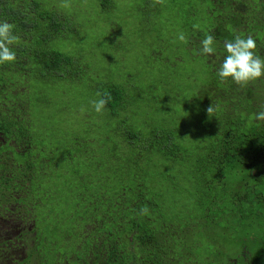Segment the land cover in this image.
Instances as JSON below:
<instances>
[{
	"label": "rangeland",
	"instance_id": "rangeland-1",
	"mask_svg": "<svg viewBox=\"0 0 264 264\" xmlns=\"http://www.w3.org/2000/svg\"><path fill=\"white\" fill-rule=\"evenodd\" d=\"M38 1L64 18L66 39L57 47L74 61L66 76L34 80L23 96L29 101L27 112L33 115L30 119L34 120L33 134L39 147L49 150L50 161L57 165L44 181L54 186L50 189L61 198L54 199L52 209L62 215L73 209L71 187L84 173L90 175L97 189L111 193L125 184L144 183L157 204L160 216L151 212L156 221L164 219L182 227L189 217L201 218L204 208H209L221 229L227 230L216 237L237 238L236 244L246 246L254 257L262 238L258 243L259 239L252 241V236L257 233L255 229L258 234L264 232V225L259 227L251 218V213L258 211V203L250 206L242 201L238 206L230 195L220 196L217 184L213 191L218 197L213 201L203 186L204 173L208 177L209 172L204 171L202 159L215 145L216 123L202 114L204 107L198 95L209 82V68L192 43L203 40L212 24L210 1L164 0L154 4L153 0H69L68 8L60 6L62 0ZM181 32L186 42L178 40ZM110 84L122 88V99L114 110L106 106L98 114L91 101ZM239 117L243 118L240 112ZM129 131L140 136L139 142L144 138V145L123 147L121 136ZM153 134L169 136L163 145L181 151L178 161H167L157 143L149 147ZM134 147L143 149L137 162L130 155ZM233 211L242 218L234 217ZM52 220L54 228L42 224L40 246L50 247L56 232L68 231L74 219L70 215ZM31 223L29 219L24 225ZM189 229L201 244L197 253L207 252L210 244L200 224ZM21 230L25 232L16 241L19 247L8 243V248L13 247L8 252L24 256L31 246V234L29 229ZM61 246L68 247L64 242ZM235 252L232 248L227 254L235 256Z\"/></svg>",
	"mask_w": 264,
	"mask_h": 264
},
{
	"label": "trees",
	"instance_id": "trees-1",
	"mask_svg": "<svg viewBox=\"0 0 264 264\" xmlns=\"http://www.w3.org/2000/svg\"><path fill=\"white\" fill-rule=\"evenodd\" d=\"M208 1L212 24L204 33L214 36L217 47L214 46V55H203L209 68V82L200 89L198 97L204 107L202 114L216 123V134L214 147L202 159L204 171L209 172L208 177L204 173L203 186L213 201L218 197L213 191L217 184L222 191L220 196L230 195L238 206L242 201L250 206L258 203V211L251 213V218L260 227L264 225V121L255 120L253 114L264 105V77L241 88L231 79L222 82L216 71L225 55L224 41L237 35H253L255 52L264 58V0ZM0 21L14 24V34L19 37L11 46L16 60L0 65V135L4 138L0 147V180L8 179L17 185L19 197L15 209L34 224L31 232H35L33 247L38 264H264L263 231L260 235L255 229L257 233L252 236L251 240L257 237L258 243L262 238L261 248L252 257L250 249L236 244L237 238L216 237L227 230L221 229L209 208H204L201 218L189 217L181 223L182 227L164 219L156 221L151 212H157V204L144 183L125 184L111 193L97 189L90 175L84 173L71 187L73 209L67 215L53 210L54 199L61 201V198L50 189L54 186L44 181L57 165L50 161V151L39 147L33 134L34 120L30 119L33 115L27 112L29 101L23 96L34 80L66 76L69 66H74L73 58L57 47L58 42L66 39L67 25L60 14L43 8L38 0H0ZM192 45L198 49L200 40H194ZM102 92L111 94L106 106L114 110L122 99V88L110 84ZM210 105L214 111L208 115ZM139 137L129 131L121 136L120 144L144 145L145 139L139 142ZM12 140L14 143L10 144ZM163 141H169V136L153 134L148 145L157 143L167 161H178L181 151L165 147ZM130 150L137 162L143 149ZM7 174L11 176L6 179ZM12 176L23 179L17 182ZM144 205L150 214L140 216L139 210ZM232 213L242 218L239 213ZM70 215L73 226L68 231H57L50 247L40 246L42 224H51V229L52 218ZM198 223L210 244V251L202 255L197 253L201 244L189 229ZM63 242L67 248H62ZM232 248L235 256L227 254Z\"/></svg>",
	"mask_w": 264,
	"mask_h": 264
},
{
	"label": "clouds",
	"instance_id": "clouds-1",
	"mask_svg": "<svg viewBox=\"0 0 264 264\" xmlns=\"http://www.w3.org/2000/svg\"><path fill=\"white\" fill-rule=\"evenodd\" d=\"M154 4H163L164 0H153ZM62 8L70 7L69 0H62L60 5ZM198 27L197 25L193 26ZM15 25L7 21H0V65L12 63L16 60V52L11 47L19 41V37L14 34ZM178 40L186 42L187 38L184 33L178 35ZM215 43L214 36L208 34L200 41V47L197 52L199 55L211 56L215 54L216 49L213 47ZM256 41L253 35L235 36L232 40L224 41L225 55L220 63L216 75L224 82L231 81L241 88L247 86L253 81L264 77V58L256 54ZM98 99L91 101L93 110L96 113H102L106 105L111 100V94L107 92H97ZM84 111V109H81ZM214 111L210 105L207 113L210 115ZM257 121H264V105H261V111L253 114ZM147 205L140 208L138 215H149Z\"/></svg>",
	"mask_w": 264,
	"mask_h": 264
},
{
	"label": "flooded vegetation",
	"instance_id": "flooded-vegetation-1",
	"mask_svg": "<svg viewBox=\"0 0 264 264\" xmlns=\"http://www.w3.org/2000/svg\"><path fill=\"white\" fill-rule=\"evenodd\" d=\"M3 143H4V138L0 135V147ZM13 143L14 141L12 140L10 144ZM4 176L10 177L11 174H7ZM12 177L17 182L23 179L22 177L21 178L15 176ZM3 179L0 180V259H3L2 261H0V264L3 263L5 264V261H8V263L10 264H31V262L34 260L38 261L35 257V252H34L35 248L32 249V247L35 246V242L33 239L35 232H31V229L33 228L34 224L31 221L32 222L31 226L25 227L24 224H26V222L28 221L27 220L28 216H24V217L21 216V212H18L15 209L16 207L15 204H17L18 202L16 201V198L19 197V194L16 193V189H15L17 185L8 179L7 180L5 179L3 180ZM23 228L29 229L27 233L31 234L29 236L31 246L28 247V251L25 252L24 256H21L22 255L21 252H18L17 254L14 255L10 251L8 252V250L13 248V247L8 248V243H10L11 245L18 246V244H16V241H18L20 239L19 236H21L22 233L25 232L21 230ZM23 250L24 247L22 245L21 251ZM36 264H38V262H36Z\"/></svg>",
	"mask_w": 264,
	"mask_h": 264
}]
</instances>
